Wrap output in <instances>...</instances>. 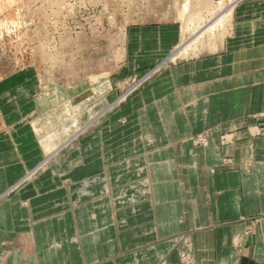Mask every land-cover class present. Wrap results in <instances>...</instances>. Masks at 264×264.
Wrapping results in <instances>:
<instances>
[{
	"label": "crops",
	"instance_id": "1",
	"mask_svg": "<svg viewBox=\"0 0 264 264\" xmlns=\"http://www.w3.org/2000/svg\"><path fill=\"white\" fill-rule=\"evenodd\" d=\"M175 24L129 28L120 66L168 60L182 39ZM28 71L0 81L3 264H264V137L227 148L232 168L220 144L233 121L259 133L264 0L235 8L216 52L170 62L116 109L111 76L99 88L57 80L65 99L46 104Z\"/></svg>",
	"mask_w": 264,
	"mask_h": 264
},
{
	"label": "rangeland",
	"instance_id": "2",
	"mask_svg": "<svg viewBox=\"0 0 264 264\" xmlns=\"http://www.w3.org/2000/svg\"><path fill=\"white\" fill-rule=\"evenodd\" d=\"M187 1L17 0L13 5L12 12L0 11V81L12 77L16 73L27 72L30 68L36 70L45 85V94L52 95L46 104H52L65 99L66 96L63 90L58 94L59 90L55 86L57 80H63L67 85L75 84L80 80L90 83H96L100 80L96 84V88H99L103 84L101 79L111 76L110 93L117 92L119 94V98L115 102L116 106L112 108L116 109L119 105H125L131 96L148 86L172 62L171 55L176 53L179 47L181 48L184 44H187L196 34L197 30L195 28L198 22L203 28L206 27L226 8L230 7L235 0H224L227 5L223 9L218 10L215 8L211 13H204L200 20L197 19L192 23L191 28L193 31L188 34L183 33L182 30L181 42L168 60L157 65L139 64L130 67L128 64L123 69L120 63L124 58V46L127 49L126 55H131L126 35L129 28H141L143 23H147L150 28H155L160 26V23L165 24L168 22L170 25L176 23L175 25L182 26L183 29L182 21L177 15ZM243 2L244 0L239 1L235 8ZM206 36L204 38L207 40L212 38L216 39L215 42H218V44L221 43L220 31ZM196 45L193 44L188 52H182V55H186L177 58V60L214 53L209 44L205 43V48L200 50L195 48ZM120 50L123 52V57L120 61H116L118 65L115 68L116 62L114 63L113 60L117 51ZM110 58L112 59L110 60ZM112 64L115 65L111 66ZM94 65L100 67L96 69L97 67H94ZM108 66H111L110 71L107 70L109 69ZM112 114V112L102 114V116L96 118L94 124L89 126V129L93 125L95 127L99 126L106 116ZM255 117L262 118L260 123L255 126L259 129V133L255 135L251 132V126L242 124L245 119L222 126L220 144L225 153L223 162L226 168L235 167L234 160L230 152H227V148L235 147L236 144L245 142L248 139L254 142L256 138L264 137V114H258ZM87 129L80 130L66 144L53 151L49 144L51 140L47 139L49 142L46 141L45 146L48 152L52 151V154L47 156L42 163L48 161V159L52 160L55 157L54 154L58 151L59 153H68L71 146L75 147L79 138L86 135ZM202 136L199 135L194 138L199 142L196 145L198 147L204 144L200 140ZM253 142L249 144V149L252 148ZM28 180L26 179L24 182ZM1 251L0 264H3L5 257H3Z\"/></svg>",
	"mask_w": 264,
	"mask_h": 264
},
{
	"label": "bare ground",
	"instance_id": "3",
	"mask_svg": "<svg viewBox=\"0 0 264 264\" xmlns=\"http://www.w3.org/2000/svg\"><path fill=\"white\" fill-rule=\"evenodd\" d=\"M16 1L17 0H0V11L12 12L13 11V5L15 4ZM239 1H241V0H235L234 3L230 7L226 8L221 14H219L215 18V20L213 22H211L206 27L203 28L201 26V24L198 22L197 26L195 28L197 30L196 34L190 39L189 42H187V44H184L181 48L179 47L178 51L172 55V61H176L177 58H179L183 55H186V54L182 55L181 53L182 52H188L193 44L194 45L197 44L195 46V48H198L199 50L202 48H205V43L209 44L210 48L212 49V52H216L219 49L220 44L224 41L225 37L228 35V33L231 29L232 20H233V10H234L235 6L237 5V3H239ZM226 5H227L226 1H224V0H220V1H216V0H188L187 3L183 5V9L180 10L179 14L177 15V17L182 21L183 33L188 34L190 31H193L191 28L192 23L195 22L197 19L200 20L204 13H206V12L211 13L212 10H214L215 8L218 10H221ZM217 31H220V34H221L220 37H222V39L220 38L221 39L220 44H218V42H215V41H217L216 39L210 38L207 40L204 38L207 34L211 35V34L217 33ZM213 37H217V36H213ZM107 53H108V51H107ZM178 54H181V55H178ZM110 57H111V55H110ZM122 57H123V53L121 51H117V54L115 55V58L113 60L114 63L118 60L120 61V59ZM100 59H102V58H100ZM103 59H104V57H103ZM111 59L112 58H110V60ZM105 60H103L104 63H106ZM110 60H109V62H110ZM106 61L108 62V60H106ZM100 62H102V61H100ZM95 63H96V61H95ZM110 63H108V64L110 65ZM96 65H94V67ZM114 65L112 64L111 66H114ZM117 65L118 64L116 62V65L114 67L116 68ZM99 67H97L96 69H98ZM103 67H102V69H103ZM110 67H109V69H107V68H105V69L110 71V69H111ZM91 68H93V67H91ZM94 71H96V70H94ZM113 71H115V70H113ZM103 72H105V71H103ZM100 74L102 75L103 73H100ZM33 176L34 175L32 173V174H30V176L28 178H32ZM28 178H26V179H28ZM21 247H22V245H21Z\"/></svg>",
	"mask_w": 264,
	"mask_h": 264
}]
</instances>
